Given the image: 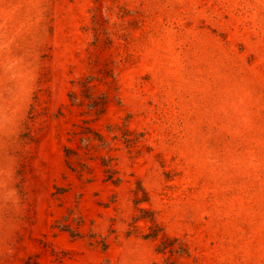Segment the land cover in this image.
Instances as JSON below:
<instances>
[{
    "label": "rangeland",
    "instance_id": "obj_1",
    "mask_svg": "<svg viewBox=\"0 0 264 264\" xmlns=\"http://www.w3.org/2000/svg\"><path fill=\"white\" fill-rule=\"evenodd\" d=\"M0 264H264V0H0Z\"/></svg>",
    "mask_w": 264,
    "mask_h": 264
}]
</instances>
